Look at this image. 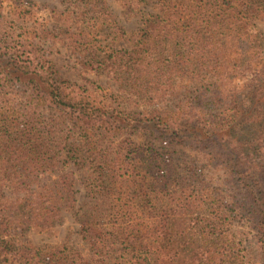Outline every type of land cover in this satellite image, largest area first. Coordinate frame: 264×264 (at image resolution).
I'll return each instance as SVG.
<instances>
[{
	"label": "trees",
	"instance_id": "1",
	"mask_svg": "<svg viewBox=\"0 0 264 264\" xmlns=\"http://www.w3.org/2000/svg\"><path fill=\"white\" fill-rule=\"evenodd\" d=\"M62 1L49 18L117 104L14 35L8 14L32 1L0 0V264H264V0H119L141 13L131 32L108 0ZM153 141L204 163L174 166ZM66 214L78 227L48 249L8 237Z\"/></svg>",
	"mask_w": 264,
	"mask_h": 264
},
{
	"label": "rangeland",
	"instance_id": "2",
	"mask_svg": "<svg viewBox=\"0 0 264 264\" xmlns=\"http://www.w3.org/2000/svg\"><path fill=\"white\" fill-rule=\"evenodd\" d=\"M33 4L30 6L33 13L30 18L23 19L13 17L8 14L7 18L9 20V25L13 29V33L20 39H24L30 43H35L40 49L41 53L44 51L45 55L54 60L58 70L63 75V77L70 79L82 86H87L92 90L94 96L97 100L104 102L110 101L114 104V98H110V91H116V86L113 81L106 73H96L91 71H86L82 65L78 62L77 57L71 51L68 46V35L65 32L67 26L62 23L56 22L54 19H50V14L47 7H57L63 9L66 4L62 0H30ZM112 7L113 12L117 16L118 21L124 26L126 31L131 32V30H137L139 25L140 11L138 9L129 10L123 7L119 0H108ZM154 0H149V4ZM148 4V5H149ZM143 5V4H142ZM76 26V25H75ZM78 26V24H77ZM116 47L129 46L131 41L128 39H118L114 43ZM166 103L161 104L166 106ZM130 106V105H129ZM158 108V107H156ZM130 109H136L134 105L130 106ZM139 110L144 109L143 106L138 107ZM146 136L139 135L134 137L135 142H143ZM111 142L125 144L131 143V138L128 135L122 136H109L105 140V144H110ZM154 147L160 150V152H169L172 157V163L174 166H185L191 164H197L199 166L203 165V161L200 160L199 155L189 150L185 147H173L168 144L162 143L160 141H153ZM71 176L75 180L74 190L75 196L78 199L77 205L79 206L84 195L83 185L80 179L82 171L80 168H70ZM53 174H58L55 172ZM44 181L45 180L44 178ZM73 224V228H77L78 225L73 223V219L69 214H66L62 219V222L57 226L56 233L50 236L39 233L33 228H23L18 227L16 230L11 232L9 239H11L16 244L29 243L32 246H38L39 248L48 249L50 246L59 244L65 236L70 231V226ZM245 227V229H244ZM245 230L248 239L246 244L249 247L256 248L257 240L254 237L253 231L247 227V224L239 223L235 229Z\"/></svg>",
	"mask_w": 264,
	"mask_h": 264
}]
</instances>
